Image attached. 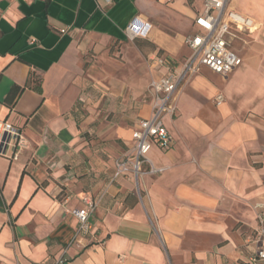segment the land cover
<instances>
[{
	"label": "crops",
	"instance_id": "obj_1",
	"mask_svg": "<svg viewBox=\"0 0 264 264\" xmlns=\"http://www.w3.org/2000/svg\"><path fill=\"white\" fill-rule=\"evenodd\" d=\"M226 8L257 26L231 40L240 66L225 79L202 67L178 91L163 118L170 146L147 155L161 173L114 179L151 116L141 99L159 70L146 58L185 60L204 0H0V121L24 137L15 159L0 156V264H53L64 250V264H250L264 203V0ZM136 17L151 27L129 40ZM84 197L98 203L92 232L69 245Z\"/></svg>",
	"mask_w": 264,
	"mask_h": 264
},
{
	"label": "built area",
	"instance_id": "obj_2",
	"mask_svg": "<svg viewBox=\"0 0 264 264\" xmlns=\"http://www.w3.org/2000/svg\"><path fill=\"white\" fill-rule=\"evenodd\" d=\"M170 1V0H167ZM229 0H204V12L194 19V24L201 33L185 38V45L189 55L178 66L159 54L148 59V64L158 68L159 75L149 84L148 95L142 99L143 104H150L151 116L139 122V127L132 135V145L123 157L116 161L113 178L118 179L127 174L135 177L144 174L161 173L162 169H155L147 159L152 147L166 150L170 146L171 136L163 124L164 117H173L176 112V94L182 83L189 77L199 73L202 67L222 78H227L241 64V59L231 48V40L236 32L253 33L256 24L249 18L243 17L232 10H227ZM151 25L139 18H133L125 29L127 39L145 38ZM61 33H65L62 30ZM217 105L223 102L222 96L215 98ZM24 137L14 125L0 121V156H6L7 151H13L16 158L23 148ZM149 164L147 171L142 170L143 164ZM83 206L74 210L78 227L69 245L81 244L82 240L91 234L90 218L97 209V202L90 198L82 199ZM255 209L257 230L252 242L256 246V253L249 258L250 264H264V203L257 204ZM64 253L53 264H64Z\"/></svg>",
	"mask_w": 264,
	"mask_h": 264
},
{
	"label": "rangeland",
	"instance_id": "obj_3",
	"mask_svg": "<svg viewBox=\"0 0 264 264\" xmlns=\"http://www.w3.org/2000/svg\"><path fill=\"white\" fill-rule=\"evenodd\" d=\"M188 55H189V53H188ZM188 55H187V56H188ZM149 57H150V56H148V57L146 58L147 63H148V59H149ZM186 58H187V57H186ZM183 61H184V60H183ZM183 61H182V62H183ZM182 62H181V63H182ZM181 63H180V64H181ZM209 76H210V75H209ZM192 77H193V76L187 78V79L182 83L180 89H181L182 86H183V85H184V84H185L190 78H192ZM212 78L215 79L214 77H212ZM209 79H211V78H209ZM211 80H212V79H211ZM215 80L217 81V79H215ZM219 80H220V79H219ZM220 81H221V80H220ZM142 99H143V98H142ZM142 99H141V103H142Z\"/></svg>",
	"mask_w": 264,
	"mask_h": 264
},
{
	"label": "trees",
	"instance_id": "obj_4",
	"mask_svg": "<svg viewBox=\"0 0 264 264\" xmlns=\"http://www.w3.org/2000/svg\"><path fill=\"white\" fill-rule=\"evenodd\" d=\"M35 89H36L37 91H39L40 87L36 86ZM15 91H16V89L14 90V92H15Z\"/></svg>",
	"mask_w": 264,
	"mask_h": 264
}]
</instances>
